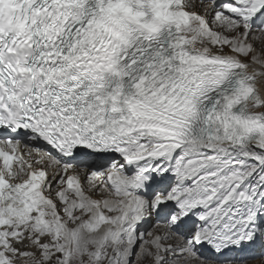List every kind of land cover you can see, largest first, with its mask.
<instances>
[{
  "label": "snow or ice",
  "instance_id": "snow-or-ice-1",
  "mask_svg": "<svg viewBox=\"0 0 264 264\" xmlns=\"http://www.w3.org/2000/svg\"><path fill=\"white\" fill-rule=\"evenodd\" d=\"M0 264H264V0H0Z\"/></svg>",
  "mask_w": 264,
  "mask_h": 264
}]
</instances>
